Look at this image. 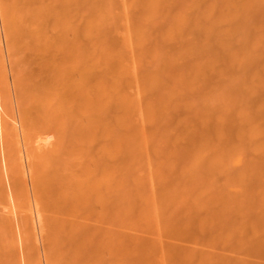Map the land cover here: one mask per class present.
Instances as JSON below:
<instances>
[{
    "label": "bare ground",
    "instance_id": "1",
    "mask_svg": "<svg viewBox=\"0 0 264 264\" xmlns=\"http://www.w3.org/2000/svg\"><path fill=\"white\" fill-rule=\"evenodd\" d=\"M42 258L264 264V0H0V264Z\"/></svg>",
    "mask_w": 264,
    "mask_h": 264
},
{
    "label": "rangeland",
    "instance_id": "2",
    "mask_svg": "<svg viewBox=\"0 0 264 264\" xmlns=\"http://www.w3.org/2000/svg\"><path fill=\"white\" fill-rule=\"evenodd\" d=\"M2 34V33H1ZM1 45H3V50H5V46H4V40H3V36L1 35ZM5 57L4 58H7V60L5 59V63H6V69H8L7 70V73H8V75H7V77H8V80H9V82L10 81H12V73H11V67H10V65L11 64H9V62H8V57L6 56V54L4 55ZM11 83V82H10ZM10 92H11V100H12V102H13V111H14V114L16 115V117H17V108H16V102H15V99H14V91H13V89H12V86H11V84H10ZM16 98V97H15ZM3 110V109H2ZM27 180L29 181V177L27 176ZM40 244V243H39ZM44 261H43V258H42V264H45V263H43Z\"/></svg>",
    "mask_w": 264,
    "mask_h": 264
}]
</instances>
